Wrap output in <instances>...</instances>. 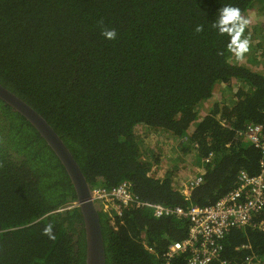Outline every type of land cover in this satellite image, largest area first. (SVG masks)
I'll return each mask as SVG.
<instances>
[{
	"label": "trees",
	"instance_id": "1",
	"mask_svg": "<svg viewBox=\"0 0 264 264\" xmlns=\"http://www.w3.org/2000/svg\"><path fill=\"white\" fill-rule=\"evenodd\" d=\"M260 3L264 10V0H0V83L48 121L92 188L129 181L142 201L209 205L237 186L241 171H259L258 149L238 132L264 122V74L233 61L230 37L212 25L225 5L245 18ZM233 81L241 86L231 103L215 101L201 116L215 85ZM139 125L194 151L203 181L188 196L176 187L179 162L152 174L163 154L141 146ZM74 201L54 152L0 99V264H85L81 212L64 210ZM99 218L105 264H161L190 227L144 206L119 215L101 208ZM262 218L232 227L208 264H264V234L252 226ZM48 225L55 239L44 234ZM188 256L179 252L169 264H189Z\"/></svg>",
	"mask_w": 264,
	"mask_h": 264
},
{
	"label": "built area",
	"instance_id": "2",
	"mask_svg": "<svg viewBox=\"0 0 264 264\" xmlns=\"http://www.w3.org/2000/svg\"><path fill=\"white\" fill-rule=\"evenodd\" d=\"M204 111L202 114L208 112ZM238 134L258 149L259 171L256 175L241 171L237 186L212 204L205 206L191 204L185 209L180 206L149 203L140 200L133 193L129 181H122L110 188H92V199L104 211L112 210L116 215L128 206H144L150 208L153 216L157 218L171 215L187 218L190 223L187 236L169 244L161 264H169L171 257L185 250L189 252V264H208L218 257L221 239L232 227L249 225L257 215L264 212V122H249ZM202 175L203 171L200 169L195 176L185 180L181 179L180 191L188 196L190 189L202 183ZM73 206H76V201L64 210ZM252 226L264 234V218L256 221ZM220 264L228 263L221 261Z\"/></svg>",
	"mask_w": 264,
	"mask_h": 264
},
{
	"label": "rangeland",
	"instance_id": "3",
	"mask_svg": "<svg viewBox=\"0 0 264 264\" xmlns=\"http://www.w3.org/2000/svg\"><path fill=\"white\" fill-rule=\"evenodd\" d=\"M262 7L263 3L256 4L251 13H248L247 17H245V19L249 20V25H247L248 32L244 37L249 40L248 52L240 58L232 52L231 59L240 65L264 74V10H262ZM240 86L238 81H233L230 84L217 83L213 89V96L199 106L201 116L203 115V110H205V113L209 111L208 109L215 101L220 104H230L232 95ZM135 134L141 146L144 148H156L163 154L161 164L157 168H152L154 176L160 177L164 175L167 170L173 167L175 161L179 162L181 171H178V173L182 177L177 178L176 187L179 188V180L189 179L199 172V161L195 158L194 151L189 153L182 152V145H184L182 139H175L166 130L148 129L142 125L135 128ZM245 142L247 141L245 140Z\"/></svg>",
	"mask_w": 264,
	"mask_h": 264
},
{
	"label": "water",
	"instance_id": "4",
	"mask_svg": "<svg viewBox=\"0 0 264 264\" xmlns=\"http://www.w3.org/2000/svg\"><path fill=\"white\" fill-rule=\"evenodd\" d=\"M0 99L22 115L44 139L59 159L76 195V206L83 218L85 233V264H105V247L99 211L101 206L92 199V187L69 148L48 121L25 100L0 83Z\"/></svg>",
	"mask_w": 264,
	"mask_h": 264
},
{
	"label": "clouds",
	"instance_id": "5",
	"mask_svg": "<svg viewBox=\"0 0 264 264\" xmlns=\"http://www.w3.org/2000/svg\"><path fill=\"white\" fill-rule=\"evenodd\" d=\"M248 23L249 20L242 16L241 10L238 7L225 5L218 10L217 18L212 25L219 35L228 34L230 37L228 47L238 58L242 57L249 50V40L247 38L242 39ZM196 31H202V27L197 26ZM102 35L107 39H114L116 32L115 30H106ZM44 234L50 239H55L51 225H48L44 229Z\"/></svg>",
	"mask_w": 264,
	"mask_h": 264
}]
</instances>
